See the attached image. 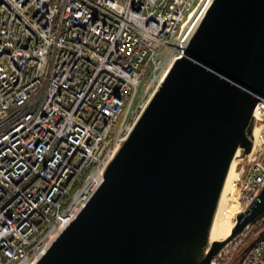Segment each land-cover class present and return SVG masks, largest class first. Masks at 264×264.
Segmentation results:
<instances>
[{"label":"built area","instance_id":"obj_1","mask_svg":"<svg viewBox=\"0 0 264 264\" xmlns=\"http://www.w3.org/2000/svg\"><path fill=\"white\" fill-rule=\"evenodd\" d=\"M212 1L0 0V264H36L85 208ZM254 114L243 212L264 187Z\"/></svg>","mask_w":264,"mask_h":264},{"label":"water","instance_id":"obj_2","mask_svg":"<svg viewBox=\"0 0 264 264\" xmlns=\"http://www.w3.org/2000/svg\"><path fill=\"white\" fill-rule=\"evenodd\" d=\"M264 101V0H213L91 200L36 264H214L264 215V187L228 238L212 231ZM264 238V230L233 260Z\"/></svg>","mask_w":264,"mask_h":264},{"label":"bare ground","instance_id":"obj_3","mask_svg":"<svg viewBox=\"0 0 264 264\" xmlns=\"http://www.w3.org/2000/svg\"><path fill=\"white\" fill-rule=\"evenodd\" d=\"M260 132H261V128L258 127L255 130V147L257 146ZM237 164H238V160H235L233 162V165L231 167L226 182V186L221 199V204L212 231V236H211L212 241H222L228 238L235 224L233 221V217L235 214L233 209L235 208L236 203L233 201V197L232 196L230 197V195L233 193L234 188H236V183L239 177V173L237 172Z\"/></svg>","mask_w":264,"mask_h":264},{"label":"rangeland","instance_id":"obj_4","mask_svg":"<svg viewBox=\"0 0 264 264\" xmlns=\"http://www.w3.org/2000/svg\"><path fill=\"white\" fill-rule=\"evenodd\" d=\"M238 164H241V162L238 163ZM239 177H240V175H239ZM239 177H238V179H239ZM231 196L233 197V201L236 203V206L233 209V211L235 213L234 217H233V221H234V223H236L237 215L243 212V207H241V205H240V189H239V184L238 183L236 184V188H234V191L230 195V197ZM249 237H250L249 233L247 232L240 239H238L232 245H230L225 250V252L223 253V255L221 257V259H222L221 263L223 264V262L227 261V260H228V262L231 263L232 262L231 260L236 258L249 245V243H251V241L256 236L254 238H252L251 240L249 239ZM247 240H250V241L247 243Z\"/></svg>","mask_w":264,"mask_h":264},{"label":"trees","instance_id":"obj_5","mask_svg":"<svg viewBox=\"0 0 264 264\" xmlns=\"http://www.w3.org/2000/svg\"><path fill=\"white\" fill-rule=\"evenodd\" d=\"M264 230V215L261 216L258 220H256L252 226L250 227L248 233H249V239L251 240L252 238H254L255 236H257L259 233H261L262 231ZM250 240H247V243L250 241ZM235 259V258H234ZM232 259L231 261L233 262ZM232 262H228L227 261H224L223 264H232Z\"/></svg>","mask_w":264,"mask_h":264}]
</instances>
